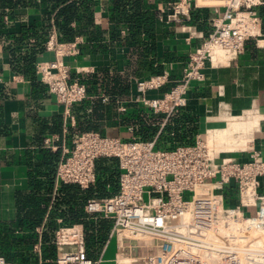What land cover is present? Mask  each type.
Wrapping results in <instances>:
<instances>
[{
  "label": "built area",
  "instance_id": "2783aa9c",
  "mask_svg": "<svg viewBox=\"0 0 264 264\" xmlns=\"http://www.w3.org/2000/svg\"><path fill=\"white\" fill-rule=\"evenodd\" d=\"M261 7L264 0H174L156 5L159 20L168 23L189 19L192 10L208 9V28L187 55L178 80L162 74L136 81L132 102L158 120L152 139L82 132L64 149L55 172L57 184L86 190L96 182V162L115 159L117 191L84 205L89 218L112 223L98 255L87 252L82 224L58 219L54 264H101L112 238L113 264H264V156L255 146L264 115L257 109L234 115L221 102L219 116L230 128L206 129L191 143L159 147L164 128L187 107L192 84L204 82L207 66H229L248 41L264 37ZM81 43L82 38L59 43L51 36L46 51L54 59L35 67L38 80L63 106L71 126L72 107L91 99L64 61L79 55ZM149 92L156 97H148ZM237 125L242 129H235ZM0 264L10 263L0 255Z\"/></svg>",
  "mask_w": 264,
  "mask_h": 264
},
{
  "label": "crops",
  "instance_id": "0c3cea01",
  "mask_svg": "<svg viewBox=\"0 0 264 264\" xmlns=\"http://www.w3.org/2000/svg\"><path fill=\"white\" fill-rule=\"evenodd\" d=\"M94 1L95 24L108 35L114 27L110 22L111 0ZM160 2L169 4L172 1L157 0L156 5ZM40 13L26 9L20 20L32 25L40 20ZM208 15V9H199L192 10L189 19L181 23H168L158 18L154 64L149 72L143 73L144 76L133 75L135 62L130 58L128 45L98 52L81 43L79 55L65 58L64 61L70 67L72 77L108 72L125 78L131 84L132 96L127 101L118 102L117 106L119 112L125 113L135 94L136 81L152 77V70L159 71L158 75H168L173 81L181 77L187 55L194 51L208 28ZM3 24L12 32L20 30L18 20L4 23L3 18ZM3 40L0 39V255L10 264H54V255L44 257L41 240L48 224L63 220L56 214L55 206H58V210H65L66 205H57V202L63 199L62 194L68 195L60 193L63 185L56 183L55 172L64 149H70L72 141L79 134L70 132L69 128L75 125L71 126L65 121L63 106L49 94L44 84L40 83L41 87L37 88L33 85L36 80L34 82L11 69ZM53 59L54 54L45 51L36 64ZM83 68L89 71L81 72ZM88 96L90 101L94 98ZM98 96L104 95L100 93ZM148 97H156V93L149 92ZM221 102L227 104L234 115L249 109H257L264 115V37L259 38L258 42L248 41L244 52L229 66H207L204 82L192 84L187 107L182 112L194 120L197 128L192 140L197 133L206 129L229 127L218 113ZM147 114L150 118L149 112ZM129 128L132 127L122 129L114 137L124 140L134 137ZM57 129L59 132L55 131ZM45 140L49 144H45ZM255 140L256 149L264 156L263 119L260 131L255 133ZM33 197L35 201L38 200L35 206L30 203ZM87 219L95 225V230L92 233L85 229L86 238L87 235H96L104 242L112 223ZM48 234L54 245V233ZM99 249L100 246L94 251L95 256ZM115 251L116 242L112 238L101 264H113Z\"/></svg>",
  "mask_w": 264,
  "mask_h": 264
},
{
  "label": "trees",
  "instance_id": "16d2710c",
  "mask_svg": "<svg viewBox=\"0 0 264 264\" xmlns=\"http://www.w3.org/2000/svg\"><path fill=\"white\" fill-rule=\"evenodd\" d=\"M111 3L110 22L114 27L105 35L94 21V0H0V39H4L11 69L34 82L36 80L33 85L40 88L41 82L35 76V64L38 57L46 51L49 38L54 36L59 43H69L76 38H82L90 50L98 52H108L116 47L128 45L130 58L135 62L133 75L140 77L149 72L154 64L157 0L152 4L147 0H111ZM26 9L41 12L40 20L32 25L20 20ZM259 13L264 14V7L259 8ZM4 17L20 21V30L12 32L7 29L3 24ZM159 73L152 70L150 74L153 76ZM79 78L86 86L87 94L94 98L72 107L75 126L69 128L71 133L96 132L100 135L115 136V133H120L122 129L130 126L134 137L142 140L154 137L158 130V120L149 118L146 109H141L139 104L131 102L127 105L128 112L121 113L117 110L118 102L127 101L132 96L131 84L125 78L108 72L82 75ZM100 93H103L106 102H102L98 96ZM182 112L183 110L174 116L164 128L159 138V147L192 142L197 128L194 120ZM55 131L59 132V129ZM55 157H58L57 154ZM96 176L95 184L86 190H81L75 185L62 184L60 193L65 192L68 196L62 194L63 199L57 202V205L63 203L66 209L58 210V206L55 208L56 214L63 218L65 224L78 223L82 224L86 231L93 233L95 230V225L87 219L89 217L84 212V205L89 199L109 197L116 193L117 161L99 159L96 162ZM30 203L35 206L38 200L35 201L33 197ZM46 227L41 240L43 254L44 257H55V248L48 232L54 233L57 224H48ZM95 236L87 235L86 247L89 253H94L103 242Z\"/></svg>",
  "mask_w": 264,
  "mask_h": 264
},
{
  "label": "rangeland",
  "instance_id": "374dc122",
  "mask_svg": "<svg viewBox=\"0 0 264 264\" xmlns=\"http://www.w3.org/2000/svg\"><path fill=\"white\" fill-rule=\"evenodd\" d=\"M234 127H235V129H237V130H238V129L241 130L243 126L237 125V126H234ZM244 127H245V126H244ZM243 130H245V129H243ZM249 214H250V215H253V214H254V211H253V210H250Z\"/></svg>",
  "mask_w": 264,
  "mask_h": 264
}]
</instances>
